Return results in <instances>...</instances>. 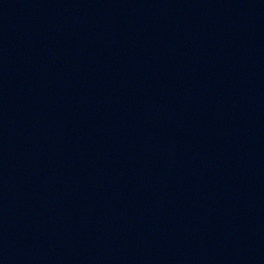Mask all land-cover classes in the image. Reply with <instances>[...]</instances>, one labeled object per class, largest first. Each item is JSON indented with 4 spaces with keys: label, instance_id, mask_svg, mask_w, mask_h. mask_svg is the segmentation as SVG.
Masks as SVG:
<instances>
[{
    "label": "water",
    "instance_id": "95a60500",
    "mask_svg": "<svg viewBox=\"0 0 264 264\" xmlns=\"http://www.w3.org/2000/svg\"><path fill=\"white\" fill-rule=\"evenodd\" d=\"M0 264H264V0H0Z\"/></svg>",
    "mask_w": 264,
    "mask_h": 264
}]
</instances>
